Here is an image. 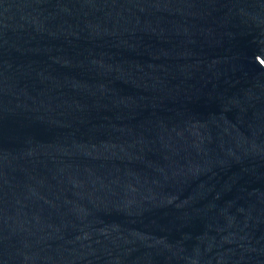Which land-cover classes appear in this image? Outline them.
<instances>
[{
	"label": "water",
	"instance_id": "water-1",
	"mask_svg": "<svg viewBox=\"0 0 264 264\" xmlns=\"http://www.w3.org/2000/svg\"><path fill=\"white\" fill-rule=\"evenodd\" d=\"M0 264H264V0H0Z\"/></svg>",
	"mask_w": 264,
	"mask_h": 264
}]
</instances>
